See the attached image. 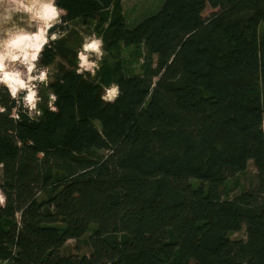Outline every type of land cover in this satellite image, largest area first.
<instances>
[{"label": "trees", "instance_id": "trees-1", "mask_svg": "<svg viewBox=\"0 0 264 264\" xmlns=\"http://www.w3.org/2000/svg\"><path fill=\"white\" fill-rule=\"evenodd\" d=\"M58 3L109 51L133 47L142 72L117 61L77 75L76 31L45 46L59 110L0 115V258L264 264V0H165L135 26L122 0ZM114 82L119 98L102 102ZM250 162L252 185L232 194ZM85 235L89 254H62Z\"/></svg>", "mask_w": 264, "mask_h": 264}, {"label": "clouds", "instance_id": "clouds-1", "mask_svg": "<svg viewBox=\"0 0 264 264\" xmlns=\"http://www.w3.org/2000/svg\"><path fill=\"white\" fill-rule=\"evenodd\" d=\"M109 6L105 11H111ZM68 10L58 0H0V90L9 98L0 103V115L7 114L13 122L24 116L35 120L43 115L38 107L42 102L40 85L48 86L50 66H42V53L46 45L68 35V23L63 19ZM107 27V24L105 25ZM83 43L77 50V75L95 76L105 55L104 39L94 31L91 35L80 33ZM121 94L117 83L104 87L100 99L115 103ZM58 96L48 93V109L57 112ZM11 107V111H9ZM0 195V206L5 204ZM7 264V261H4Z\"/></svg>", "mask_w": 264, "mask_h": 264}, {"label": "rangeland", "instance_id": "rangeland-1", "mask_svg": "<svg viewBox=\"0 0 264 264\" xmlns=\"http://www.w3.org/2000/svg\"><path fill=\"white\" fill-rule=\"evenodd\" d=\"M165 0H122L123 3V10L124 15L126 17L127 23L129 26H135L138 22L149 17L150 15L156 13L161 5L164 3ZM209 8L207 10V15H209ZM76 31L78 33L77 40L75 41V47L79 50L80 47L78 43H83L82 37L80 35L81 32H84L87 35H91L94 31V24L84 25L80 21H73L69 24L68 31ZM96 33V32H95ZM98 36V33H96ZM117 49L113 51H109L107 48L106 43L104 42V52L105 55L103 60L101 61V66L99 70L96 72V77L98 73L101 71V67L104 63L114 64L117 61L122 62L124 65V73H141L142 72V65H143V58L139 57L136 52H134L133 47L124 46L121 42L118 43ZM57 66L50 67V80L55 73ZM90 78H93L88 73H85ZM48 86L45 87L44 85H40L39 94L43 98L42 102L38 105H43L46 101L48 102ZM255 175V168L253 163L250 162L248 169L246 172L238 174L234 178L229 180L228 186L232 188V194L239 192L242 189L249 188L253 181ZM2 195V193L0 192ZM231 238H245V228L238 232H234L231 234ZM62 254L70 255V254H89L91 252V248L87 243V235H85L79 243L76 240L71 239L68 240L67 243L62 248Z\"/></svg>", "mask_w": 264, "mask_h": 264}, {"label": "built area", "instance_id": "built-area-1", "mask_svg": "<svg viewBox=\"0 0 264 264\" xmlns=\"http://www.w3.org/2000/svg\"><path fill=\"white\" fill-rule=\"evenodd\" d=\"M4 261H7V264H12V262L10 261V259H2L0 258V264H4Z\"/></svg>", "mask_w": 264, "mask_h": 264}]
</instances>
